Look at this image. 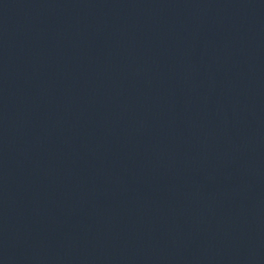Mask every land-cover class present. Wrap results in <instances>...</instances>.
<instances>
[{"label": "water", "instance_id": "obj_1", "mask_svg": "<svg viewBox=\"0 0 264 264\" xmlns=\"http://www.w3.org/2000/svg\"><path fill=\"white\" fill-rule=\"evenodd\" d=\"M0 264H264V173L0 65Z\"/></svg>", "mask_w": 264, "mask_h": 264}]
</instances>
